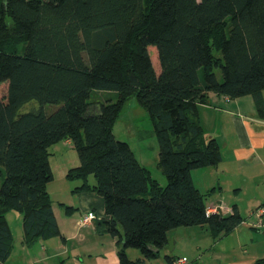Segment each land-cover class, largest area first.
I'll list each match as a JSON object with an SVG mask.
<instances>
[{
  "label": "trees",
  "instance_id": "1",
  "mask_svg": "<svg viewBox=\"0 0 264 264\" xmlns=\"http://www.w3.org/2000/svg\"><path fill=\"white\" fill-rule=\"evenodd\" d=\"M4 84L0 264L14 239L7 211L23 215L27 242L59 233L47 185L49 147L63 140L80 159L67 177L103 197L108 217L97 226L118 237L122 264H151L178 226L205 224L215 235L241 223L237 209L209 212L194 183V169L222 159L198 104L211 92L251 94L264 112V0H0V91ZM95 90L117 100L94 101ZM131 97L153 119L164 185L113 131ZM128 247L143 257L130 260ZM178 257L166 255L169 264Z\"/></svg>",
  "mask_w": 264,
  "mask_h": 264
},
{
  "label": "crops",
  "instance_id": "2",
  "mask_svg": "<svg viewBox=\"0 0 264 264\" xmlns=\"http://www.w3.org/2000/svg\"><path fill=\"white\" fill-rule=\"evenodd\" d=\"M198 112L206 136L216 138L222 159L193 172L194 183L206 193L208 209L223 204L230 210L226 214L237 209L243 219L232 231L215 235L205 224L191 225L189 236H176L170 230L168 237L175 239L173 250L178 253L170 254L165 247L151 264H169L167 254L186 257L191 264H264V213L257 214L264 204V112L251 94L232 98L213 92L207 102L198 104ZM69 168L64 169L67 179ZM75 188L71 193L77 199L71 201L60 197L54 201L48 188L59 233L31 242L25 236H14L11 255L3 264H122L118 237L97 226L108 217L103 197L93 190ZM91 210L96 213L93 222L80 226L79 218ZM6 217L8 220L7 213ZM135 249H126L130 260L143 257Z\"/></svg>",
  "mask_w": 264,
  "mask_h": 264
},
{
  "label": "rangeland",
  "instance_id": "3",
  "mask_svg": "<svg viewBox=\"0 0 264 264\" xmlns=\"http://www.w3.org/2000/svg\"><path fill=\"white\" fill-rule=\"evenodd\" d=\"M19 50H22L23 44L19 43ZM152 58L154 63L157 66L156 53L152 49ZM220 54L219 52H217ZM219 77L221 78L220 70H216ZM7 90V85L4 84L0 91L1 95H4ZM94 101H105L109 100H117V92L115 91H101L95 90L92 92V97ZM35 102V101H33ZM36 106H39L38 102H35ZM34 104V103H33ZM33 104L28 105L31 107ZM59 105L58 104H47L46 109L48 111H53ZM113 131L116 137L120 140L127 141L132 149L135 151L137 156L144 165H146L151 171L152 175L162 182L165 180V174L159 166V143L156 136L153 119L150 117L149 113L141 104H139L135 97H131L127 100L124 105L122 111L118 115L117 119L113 125ZM49 160L52 167V171L54 174L53 180L49 182V189L51 191L52 197L54 201H56L59 197L65 198L66 200H76V196H72L71 190H73L77 185H80L83 182V179H67L65 177L64 169L66 167H75L80 163L79 155L76 147L70 141V143H66L64 140L52 144L49 147ZM69 168V169H70ZM201 168L194 169L193 172H200ZM5 178L4 174H0V185ZM88 181L90 183L94 182L93 175L88 177ZM201 179V178H200ZM200 180H198L199 185ZM8 214V222L12 229L13 236H24L22 234L23 231V218L19 214H21L17 210H9ZM194 226V225H193ZM192 226L182 225L177 228L171 229V231L176 232V236H189L191 233ZM200 230H203L201 226L197 227ZM203 232V231H202ZM174 236V235H172ZM175 240V239H174ZM183 247V246H182ZM135 248V247H134ZM135 250H139L136 248ZM170 254L178 253L173 250H166ZM192 260L188 259L187 264H191Z\"/></svg>",
  "mask_w": 264,
  "mask_h": 264
},
{
  "label": "built area",
  "instance_id": "4",
  "mask_svg": "<svg viewBox=\"0 0 264 264\" xmlns=\"http://www.w3.org/2000/svg\"><path fill=\"white\" fill-rule=\"evenodd\" d=\"M209 212H223L226 213L229 212L230 210L223 204H220L218 206H214L210 209H208ZM264 213V204H262L258 209H257V214L261 215ZM96 217V213L94 211H87L82 214V216L78 220V224L81 225H86L90 224L93 222L94 218ZM188 259L186 257H178L174 260V264H187Z\"/></svg>",
  "mask_w": 264,
  "mask_h": 264
},
{
  "label": "water",
  "instance_id": "5",
  "mask_svg": "<svg viewBox=\"0 0 264 264\" xmlns=\"http://www.w3.org/2000/svg\"><path fill=\"white\" fill-rule=\"evenodd\" d=\"M173 247H174V239L171 237L169 238L168 240V243L166 245V248L170 249V250H173Z\"/></svg>",
  "mask_w": 264,
  "mask_h": 264
}]
</instances>
